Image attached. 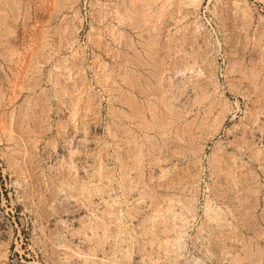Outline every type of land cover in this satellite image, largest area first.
Returning a JSON list of instances; mask_svg holds the SVG:
<instances>
[{
  "label": "rangeland",
  "instance_id": "obj_1",
  "mask_svg": "<svg viewBox=\"0 0 264 264\" xmlns=\"http://www.w3.org/2000/svg\"><path fill=\"white\" fill-rule=\"evenodd\" d=\"M104 211L126 264H264V0H0V264H121Z\"/></svg>",
  "mask_w": 264,
  "mask_h": 264
},
{
  "label": "bare ground",
  "instance_id": "obj_2",
  "mask_svg": "<svg viewBox=\"0 0 264 264\" xmlns=\"http://www.w3.org/2000/svg\"><path fill=\"white\" fill-rule=\"evenodd\" d=\"M148 37V36H147ZM148 64V63H147ZM156 75V74H155ZM126 80V79H125ZM135 82V81H134ZM134 85V84H133ZM137 87V86H136ZM141 90V89H140ZM119 92V91H118ZM123 101V100H122ZM124 102V101H123ZM149 104V103H148ZM135 111V110H134ZM156 111V110H155ZM154 112V111H153ZM152 112V113H153ZM140 114H142V113H140ZM127 118V117H126ZM157 119V118H156ZM142 125V124H141ZM140 125V126H141ZM147 127V126H146ZM144 129V128H143ZM149 135V134H148ZM130 137H131V135H130ZM133 137V136H132ZM131 137V138H132ZM135 137V136H134ZM136 141V140H135ZM135 143V142H134ZM139 144V143H138ZM135 145H136V143H135ZM140 146H142V145H140ZM140 146H138V148H137V150L136 151H141V147ZM135 147V146H134ZM143 147V146H142ZM143 150V149H142ZM107 151V150H106ZM106 151L104 152V150H102L101 151V153H103L104 152V155L106 154ZM100 153V154H101ZM130 153L131 154H134L135 153V149L134 148H131V150H130ZM137 153V152H136ZM142 153V152H141ZM148 153V152H147ZM217 153V152H216ZM128 154V153H127ZM146 154V153H145ZM121 155V154H120ZM130 156V155H129ZM129 156H127L126 154L124 155V156H122V158L120 157V163H121V167H123V172H124V175L122 176L123 178V183H120L121 184V186H123V187H129V186H131V185H128L127 183V177H126V169H127V162H128V160L130 159V157ZM138 156H141V154L139 153V154H137V157ZM102 157V156H101ZM106 157H107V154H106ZM139 158V157H138ZM142 158V157H141ZM105 159V158H104ZM101 160V159H100ZM132 160V159H131ZM104 161V160H103ZM139 162H140V160H139ZM217 163V162H216ZM99 165H102V163L101 164H99ZM101 168L102 167H100V169L97 171L96 170V173L94 174V176L93 177H97V179H98V181H101V183H102V181L104 182V180H107V179H110L109 177H108V175L104 172V167H103V169L101 170ZM132 168V167H131ZM130 168V169H131ZM30 171V170H29ZM142 171V170H141ZM63 177L65 176V174H63L62 175ZM242 178V177H241ZM68 179V178H67ZM70 180V179H69ZM152 181V180H151ZM106 182V181H105ZM127 182V183H126ZM73 183V182H72ZM103 184V183H102ZM106 184V183H105ZM61 185V184H60ZM76 185V184H75ZM84 185H86V184H84ZM64 186V185H63ZM91 186V185H90ZM144 186V185H143ZM76 187V186H75ZM86 187V186H85ZM85 187H84V189H85ZM89 187V186H88ZM108 187V186H107ZM122 187V188H123ZM106 188V187H105ZM69 189V188H68ZM77 189L78 190H80L81 191V189L79 188V187H77ZM91 189V188H90ZM100 189V188H99ZM44 190V189H43ZM49 190V189H48ZM86 190V189H85ZM93 190V189H92ZM91 191V190H90ZM89 191V192H90ZM75 192V191H74ZM87 192V191H86ZM92 192V191H91ZM90 192V193H91ZM99 192V191H98ZM129 192H130V190H129V188H126V193H125V195H126V197L128 196V194H129ZM156 192V191H155ZM82 193V192H81ZM93 193V192H92ZM78 194V193H77ZM149 194V193H148ZM240 194V193H239ZM245 194H246V192H245ZM23 195H24V193H23ZM143 195V194H142ZM55 196V195H54ZM92 196V195H91ZM228 196V195H227ZM244 196V195H243ZM26 197V196H25ZM53 197V196H52ZM245 197V196H244ZM243 197V198H244ZM247 197V196H246ZM128 198V197H127ZM126 198V199H127ZM237 197H235V199H236ZM243 198H240V199H242L243 200ZM125 199V200H126ZM160 199V198H159ZM161 200V199H160ZM236 200H239V198L238 199H236ZM40 201V200H39ZM244 201V200H243ZM245 201H247V199H245ZM113 202V201H112ZM151 202V201H150ZM39 203V202H38ZM156 203V202H155ZM157 203H159L158 204V209L155 207V209H157V211H159V206H160V208H161V203L160 202H157ZM46 204V203H45ZM152 204V203H151ZM231 204V203H230ZM244 204V203H243ZM242 204V205H243ZM118 205H120L121 206V204H118ZM153 205V204H152ZM156 205V204H155ZM241 205V204H240ZM247 206V205H246ZM252 207H253V205H251ZM113 207V206H112ZM119 207V206H118ZM122 207V206H121ZM248 207H249V204H248ZM248 207H247V209H248ZM193 208V207H192ZM207 208V207H206ZM245 208V207H244ZM118 209V208H117ZM154 209V210H155ZM239 209V208H238ZM249 209H251V207L249 208ZM240 210V209H239ZM239 210H237V211H239ZM118 211V210H117ZM121 211V210H120ZM119 211V212H120ZM127 211V216H132V218H134L135 217V211H134V209H131V210H126ZM156 211V210H155ZM154 211V212H155ZM217 211V210H216ZM242 211H244V210H241V212ZM240 212V211H239ZM73 213H75L74 211H73ZM207 213H208V211H207ZM206 213V214H207ZM236 213H238V212H236ZM71 214V213H70ZM108 213L106 212V211H104V213H103V215H104V217H103V219H104V221L102 222V221H100V222H102V223H96V224H92V223H90L89 225H87L88 226V228L89 229H91V230H94V229H101L105 234H107V232H111L112 233V235H114V238H115V240H117V239H119L120 241L119 242H115L116 244H114V246H113V252L114 253H120V258H121V264H122V262H123V264L126 262V260H128V258L130 257V255L132 254V248H131V246L127 243V239L126 238H122V236H123V234H124V230H123V223H121V222H119V223H117V225L115 226V228H113L112 227V224H113V222L112 221H110L109 220V218H108V215H107ZM212 214V213H211ZM218 214V213H217ZM54 215V214H53ZM75 215V214H74ZM151 215H153V213L151 214ZM219 215V214H218ZM235 215V214H234ZM245 215V214H244ZM247 215V214H246ZM212 217V216H211ZM220 217H222V216H220ZM152 218H154L153 216H152ZM214 218V217H213ZM243 218V217H242ZM242 218H240V219H242ZM119 219V218H118ZM209 219V218H208ZM123 220V218H120V221H122ZM209 221V220H208ZM79 223V222H78ZM139 224H140V226H141V228L143 229V230H145V228L146 227H148L147 226V220H142V221H140L139 222ZM158 225V224H157ZM156 225V229H155V231H154V237L155 238H160L161 237V235L162 234H164L165 233V231H163L162 230V226H160V224L157 226ZM182 225V224H181ZM180 226V225H179ZM208 226V225H207ZM125 227V226H124ZM127 229V228H126ZM86 230V229H85ZM143 230H142V232H136V239L137 240H142L143 241V239H145V237H146V240H148L147 239V234L145 233V232H143ZM175 231V230H174ZM126 232V231H125ZM123 233V234H122ZM129 233V232H128ZM167 233V232H166ZM168 233H170V232H168ZM180 233V232H179ZM125 234H127V233H125ZM125 234H124V236H125ZM172 234V233H171ZM165 235V234H164ZM164 235H162V236H164ZM169 235V234H168ZM238 235V234H237ZM123 236V237H124ZM151 236V235H150ZM153 236V235H152ZM241 236V235H240ZM126 237H128L127 235H126ZM130 237V236H129ZM99 238V237H98ZM117 238V239H116ZM154 238V239H155ZM129 239V238H128ZM154 239H153V242H154ZM217 239V238H216ZM140 240V241H141ZM145 240V241H146ZM152 240V239H151ZM156 240H158V239H156ZM221 240V239H220ZM244 241V240H243ZM90 242H93L94 244H97L99 247H101V250L100 251H102V252H104V254H108V251H106V249H105V244L107 243V239H103L102 237L101 238H99V239H96V240H90ZM151 243V242H150ZM151 244H153V243H151ZM221 244V243H220ZM251 244V243H250ZM67 245H68V243H67ZM147 245V244H146ZM145 245V243H141L140 242V246L138 247V254H140L142 257H143V259L146 257V259L148 260H153V258H158V259H161L162 258V254H161V252H159V250L157 251V250H152L153 249V247H152V251L150 250V249H148V247ZM246 245V244H245ZM152 246V245H151ZM248 246V245H247ZM231 247V246H230ZM244 247V246H243ZM251 247V246H250ZM67 248H68V246H67ZM223 248V247H222ZM232 248V247H231ZM248 248V247H247ZM156 249V248H155ZM208 249H211V248H208ZM249 249V248H248ZM212 250V249H211ZM233 250V249H232ZM251 250V249H250ZM78 251V250H77ZM136 251V250H135ZM244 252H246V250L244 251ZM243 252V253H244ZM92 253V252H91ZM247 253H248V251H247ZM72 254V253H71ZM76 254V253H75ZM79 254V253H78ZM81 254H85L84 252H81ZM122 254V255H121ZM93 255H95V254H93ZM239 255L240 254H238L237 253V255L235 256V257H232V261L233 262H235V264H242V263H244L245 261H244V259L242 258L241 259V257H239ZM252 256H253V254H251ZM250 255V256H251ZM81 256V255H80ZM249 256V255H248ZM250 257V259L251 258H253V257ZM245 258V257H244ZM248 258V257H247ZM247 258H245V259H247ZM249 259V258H248ZM89 260V259H88ZM96 260V259H95ZM231 261V260H230ZM110 263V262H109ZM127 263V262H126ZM125 263V264H126ZM116 264V263H115ZM119 264V263H118ZM129 264V263H128ZM258 264V263H257Z\"/></svg>",
  "mask_w": 264,
  "mask_h": 264
}]
</instances>
